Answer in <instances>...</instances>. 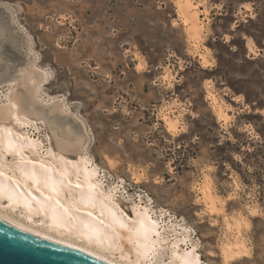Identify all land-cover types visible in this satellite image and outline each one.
Returning <instances> with one entry per match:
<instances>
[{
    "label": "rangeland",
    "instance_id": "rangeland-1",
    "mask_svg": "<svg viewBox=\"0 0 264 264\" xmlns=\"http://www.w3.org/2000/svg\"><path fill=\"white\" fill-rule=\"evenodd\" d=\"M205 5L209 66L175 22L173 0H0V102L35 54L34 68L47 72L39 100L63 101L127 212L141 200L189 227L207 264H264V0ZM208 84L232 115L227 124L213 112ZM167 107L181 121L175 133L162 119ZM33 120L25 128L47 144V125ZM206 176L220 199L211 213L198 189ZM228 218L246 220L249 255L225 261Z\"/></svg>",
    "mask_w": 264,
    "mask_h": 264
},
{
    "label": "bare ground",
    "instance_id": "bare-ground-1",
    "mask_svg": "<svg viewBox=\"0 0 264 264\" xmlns=\"http://www.w3.org/2000/svg\"><path fill=\"white\" fill-rule=\"evenodd\" d=\"M173 3L175 22L183 25L186 40L197 51L202 65L209 66L212 64L209 51L202 44L209 12L205 0H173ZM244 5L248 9L247 4ZM247 45L249 51L255 52L253 42L248 41ZM27 46L30 47V44L27 43ZM29 54V59L11 76L16 81L15 86L4 94L5 99L0 102V216L26 230L84 250L110 264H185L186 258L191 260V264H207L199 252L198 240L191 238L189 227L161 219L160 215L153 214L149 203L141 200L132 203L129 213L121 206L116 187L103 185L98 164L84 150L86 132L72 124V114L64 110L63 101L52 100L51 104L46 105L39 100L38 87L47 72H38L34 68L36 56ZM5 73L0 72V81L7 78ZM163 76L170 78L173 75L167 72ZM206 97L217 119L227 124L232 115L209 84L206 85ZM33 118L41 119L47 125L51 140L47 144L25 128L35 121ZM162 119L169 131L175 133L182 129L179 115L173 108H165ZM18 125L25 126L22 130ZM8 153L12 155L10 159L7 158ZM40 165L49 170L46 174L52 181L63 180L64 183L53 184L50 181L46 185ZM33 168L41 177L39 184L34 183L29 174ZM89 181L96 185L91 201L86 198ZM77 183L82 187L77 188ZM37 187L39 192L36 191ZM198 189L208 212L219 209L220 199L213 192L209 176L205 177ZM49 196L53 199H46ZM55 200L68 209L70 216L54 221ZM55 211L63 210L55 206ZM160 219L163 226L159 223ZM244 221V218L227 219V230L233 238L220 245L225 261L246 256L249 252L241 232ZM145 230H149L147 235ZM156 232L160 235L156 236Z\"/></svg>",
    "mask_w": 264,
    "mask_h": 264
},
{
    "label": "water",
    "instance_id": "water-1",
    "mask_svg": "<svg viewBox=\"0 0 264 264\" xmlns=\"http://www.w3.org/2000/svg\"><path fill=\"white\" fill-rule=\"evenodd\" d=\"M0 264H110L0 216Z\"/></svg>",
    "mask_w": 264,
    "mask_h": 264
},
{
    "label": "snow or ice",
    "instance_id": "snow-or-ice-1",
    "mask_svg": "<svg viewBox=\"0 0 264 264\" xmlns=\"http://www.w3.org/2000/svg\"><path fill=\"white\" fill-rule=\"evenodd\" d=\"M69 163H71V162H69ZM40 168L43 170V173H44L43 174V177H42L43 178V182L47 185L50 181H52V178L46 174L49 170L48 169H45L44 165H40ZM29 174L33 178L34 183L39 184L41 182V177L38 176L37 171L35 170V168H33L32 171ZM0 175H2V173H0ZM77 179H79L78 173H77ZM52 182H53V184H55V183H64L63 180H60V181H52ZM68 183L70 184L71 182L68 181ZM76 187L77 188H81L82 185L80 183H77L76 184ZM88 187H89V194H88V196L86 198L89 201H91L94 198L93 195H92V193L95 190L96 185L90 183V181H89ZM54 190H55V188L53 187V191ZM36 191L37 192L40 191L39 187L36 188ZM41 195H43V193H41ZM109 196H111V192L109 193ZM9 198H11V197H9ZM46 199L52 200L53 197L49 196V197H46ZM55 206H59V208L62 209L63 211L62 212H56L55 211ZM88 215L91 216V212H89ZM65 216H70V213H69L68 209L65 208L62 204H60L59 200H55L54 201V213H53V219H54V221L62 220ZM153 224H155V222H153ZM141 226H143V222L142 221H141ZM139 231L140 230L138 229L137 230V233L138 234H139ZM148 231L149 230H145V235H147V232ZM155 235L156 236H159L160 233L159 232H156ZM185 264H191V260H189V259L186 258Z\"/></svg>",
    "mask_w": 264,
    "mask_h": 264
}]
</instances>
